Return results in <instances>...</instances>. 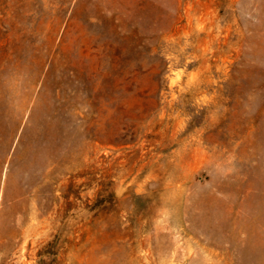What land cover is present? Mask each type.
I'll use <instances>...</instances> for the list:
<instances>
[{
    "label": "rangeland",
    "instance_id": "rangeland-1",
    "mask_svg": "<svg viewBox=\"0 0 264 264\" xmlns=\"http://www.w3.org/2000/svg\"><path fill=\"white\" fill-rule=\"evenodd\" d=\"M0 264H264V0H0Z\"/></svg>",
    "mask_w": 264,
    "mask_h": 264
}]
</instances>
